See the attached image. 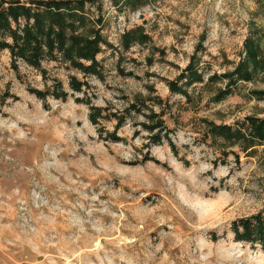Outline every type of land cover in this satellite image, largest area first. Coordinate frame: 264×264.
Returning a JSON list of instances; mask_svg holds the SVG:
<instances>
[{"label":"rangeland","instance_id":"rangeland-1","mask_svg":"<svg viewBox=\"0 0 264 264\" xmlns=\"http://www.w3.org/2000/svg\"><path fill=\"white\" fill-rule=\"evenodd\" d=\"M101 1L104 33L115 46L126 29L143 25L166 55L156 53L148 65L151 44L133 46L121 65L135 76L126 77L116 69L118 53L105 48L98 55L105 77H86L88 93L44 101L28 87L42 89L54 76L69 87L71 74L83 75L50 61L47 81L22 61L18 74L9 52L0 51V264H264L261 246L235 240L231 229L233 220L264 207V144L248 155L206 139L203 122L264 116V97L252 93L264 90V81H240L220 102L210 94L225 82L198 84L194 104L167 85L200 41L206 73L231 69L251 27L264 30V0H152L136 10ZM148 85L171 104L177 154L165 139L148 146V132L136 134L140 125L131 122L120 130L125 140H105L89 105L76 100L89 96L121 110L124 96L147 94ZM104 125L112 130L114 122ZM223 148L239 152L240 161L223 156ZM146 154L159 163L143 161Z\"/></svg>","mask_w":264,"mask_h":264},{"label":"trees","instance_id":"trees-1","mask_svg":"<svg viewBox=\"0 0 264 264\" xmlns=\"http://www.w3.org/2000/svg\"><path fill=\"white\" fill-rule=\"evenodd\" d=\"M111 1L120 10H136L152 0ZM102 4L101 0H0V51L9 52L11 66L18 74L19 62L22 61L39 70L47 81L44 62L50 61L59 62L83 75L80 78L71 74L69 87L65 86L60 77L54 76L52 83L46 82L42 89L29 86L31 93L44 101L49 96L66 100L74 92L88 93L91 85L86 77H105V65L98 59L105 48L118 53L116 69L126 77L135 76L132 70L126 71L121 65L124 53L133 46L151 44L153 53L145 59L148 65L153 64L156 53L161 57L166 55L165 49L153 43L152 36L143 25L126 29L120 37V45L115 46L104 33L106 20ZM203 49V42L200 41L191 60L179 75L167 80L170 92L183 96L189 104L195 103L192 88L198 84L213 86L218 82H225V88H215L210 94L212 101L220 102L237 88L240 81L250 82L257 78L264 81V30L251 27L243 43L241 59L233 62V67L222 73L208 74L207 69L200 66L198 52ZM252 93L256 98L264 97V90H254ZM5 99L6 96L2 98V102ZM124 99L125 107L114 110L111 103L105 106L95 105L89 96L76 98L78 102L89 105V120L98 126L99 134L105 140H125L120 135V130L131 122L134 126L140 125L135 130L136 134L140 130L148 132V146L152 143L161 144L165 139L177 154L178 150L171 136L173 129L167 122V116L171 115L169 100L158 94L153 85L147 86V94L137 92L131 97L124 96ZM139 115L144 116V120L137 122L135 118ZM102 121H113V129L100 126ZM203 122L206 139H222L225 145L237 146L248 155L255 153L257 147L264 144V116L246 115L234 125L217 123L207 118ZM221 153L225 157L233 153L236 161H240V154L234 149L223 148ZM143 161L159 163V160L149 154L145 155ZM215 164H218L217 160ZM231 229L235 240L252 246L259 245L264 251V207L257 213L233 220ZM213 235L216 239L215 232Z\"/></svg>","mask_w":264,"mask_h":264}]
</instances>
